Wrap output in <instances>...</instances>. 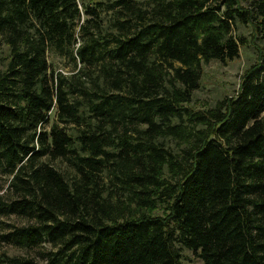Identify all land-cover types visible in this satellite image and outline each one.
Here are the masks:
<instances>
[{
	"label": "trees",
	"instance_id": "obj_1",
	"mask_svg": "<svg viewBox=\"0 0 264 264\" xmlns=\"http://www.w3.org/2000/svg\"><path fill=\"white\" fill-rule=\"evenodd\" d=\"M249 47L236 95L194 108L204 67ZM43 245L264 264V0H0V264Z\"/></svg>",
	"mask_w": 264,
	"mask_h": 264
},
{
	"label": "rangeland",
	"instance_id": "obj_2",
	"mask_svg": "<svg viewBox=\"0 0 264 264\" xmlns=\"http://www.w3.org/2000/svg\"><path fill=\"white\" fill-rule=\"evenodd\" d=\"M241 33L248 37L250 30L241 29ZM256 59V50L254 47H249L242 49L239 59L228 64L212 62L206 65L203 69L200 89L194 94L192 106L196 109L210 108L216 106L225 98L236 95L244 73L255 63ZM50 62L56 72L69 74L70 68L60 58L51 57ZM53 165L61 171L68 170V167L62 162H56ZM5 221L15 226L25 225V222L20 219L12 218ZM3 250L10 257L33 259L36 263L43 264L42 255L50 250V246L43 245V247L34 249L3 247ZM184 259L185 264H201L200 260L189 252L184 253Z\"/></svg>",
	"mask_w": 264,
	"mask_h": 264
}]
</instances>
